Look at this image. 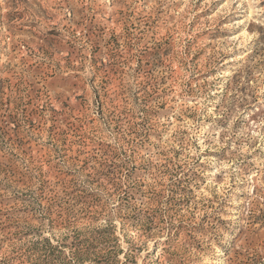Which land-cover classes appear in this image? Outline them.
<instances>
[{"label": "rangeland", "instance_id": "1", "mask_svg": "<svg viewBox=\"0 0 264 264\" xmlns=\"http://www.w3.org/2000/svg\"><path fill=\"white\" fill-rule=\"evenodd\" d=\"M0 264H264V0H0Z\"/></svg>", "mask_w": 264, "mask_h": 264}, {"label": "bare ground", "instance_id": "2", "mask_svg": "<svg viewBox=\"0 0 264 264\" xmlns=\"http://www.w3.org/2000/svg\"><path fill=\"white\" fill-rule=\"evenodd\" d=\"M245 21H243L241 24H244Z\"/></svg>", "mask_w": 264, "mask_h": 264}]
</instances>
